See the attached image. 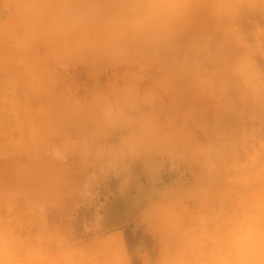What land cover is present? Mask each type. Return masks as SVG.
I'll list each match as a JSON object with an SVG mask.
<instances>
[{"label": "rangeland", "instance_id": "374dc122", "mask_svg": "<svg viewBox=\"0 0 264 264\" xmlns=\"http://www.w3.org/2000/svg\"><path fill=\"white\" fill-rule=\"evenodd\" d=\"M185 1L152 55L98 68L0 0V264H87L116 229L154 264L163 217L191 264H264V0Z\"/></svg>", "mask_w": 264, "mask_h": 264}, {"label": "crops", "instance_id": "0c3cea01", "mask_svg": "<svg viewBox=\"0 0 264 264\" xmlns=\"http://www.w3.org/2000/svg\"><path fill=\"white\" fill-rule=\"evenodd\" d=\"M178 1L5 0L9 13L2 19H16L20 14L25 20L31 18L35 27L39 23L38 29L27 33L43 38L42 42L49 37L70 39L74 54H64L62 62L107 68L138 64L144 56L152 55L154 32L159 29L155 25L173 22ZM185 2L191 6L209 4L206 0ZM52 22L58 25L56 29L47 28ZM171 224L167 217L152 224L157 241L154 264H191L190 234L171 228ZM77 251L87 264H132L125 235L119 229L82 242ZM140 263H146L143 255Z\"/></svg>", "mask_w": 264, "mask_h": 264}, {"label": "bare ground", "instance_id": "6f19581e", "mask_svg": "<svg viewBox=\"0 0 264 264\" xmlns=\"http://www.w3.org/2000/svg\"><path fill=\"white\" fill-rule=\"evenodd\" d=\"M104 252H108V250L105 248V247H103V249H102ZM97 264H102L101 262H98Z\"/></svg>", "mask_w": 264, "mask_h": 264}]
</instances>
